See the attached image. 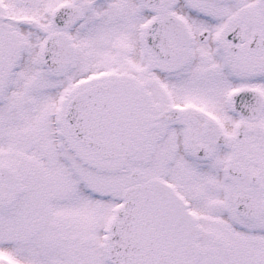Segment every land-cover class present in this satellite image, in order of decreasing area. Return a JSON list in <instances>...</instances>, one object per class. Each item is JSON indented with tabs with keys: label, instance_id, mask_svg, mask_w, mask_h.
<instances>
[{
	"label": "snow or ice",
	"instance_id": "obj_1",
	"mask_svg": "<svg viewBox=\"0 0 264 264\" xmlns=\"http://www.w3.org/2000/svg\"><path fill=\"white\" fill-rule=\"evenodd\" d=\"M0 264H264V0H0Z\"/></svg>",
	"mask_w": 264,
	"mask_h": 264
}]
</instances>
